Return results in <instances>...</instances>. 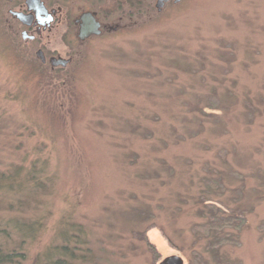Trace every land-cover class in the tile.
<instances>
[{
	"label": "rangeland",
	"instance_id": "obj_1",
	"mask_svg": "<svg viewBox=\"0 0 264 264\" xmlns=\"http://www.w3.org/2000/svg\"><path fill=\"white\" fill-rule=\"evenodd\" d=\"M5 19L0 237L21 264H53L64 230V264H218L203 196L247 210L223 264H264V0L154 2L55 71Z\"/></svg>",
	"mask_w": 264,
	"mask_h": 264
},
{
	"label": "flooded vegetation",
	"instance_id": "obj_2",
	"mask_svg": "<svg viewBox=\"0 0 264 264\" xmlns=\"http://www.w3.org/2000/svg\"><path fill=\"white\" fill-rule=\"evenodd\" d=\"M168 1L0 0V9L11 34L31 45L39 62L55 71L72 63L84 45L132 29L137 14L153 11L154 2L161 12Z\"/></svg>",
	"mask_w": 264,
	"mask_h": 264
},
{
	"label": "trees",
	"instance_id": "obj_3",
	"mask_svg": "<svg viewBox=\"0 0 264 264\" xmlns=\"http://www.w3.org/2000/svg\"><path fill=\"white\" fill-rule=\"evenodd\" d=\"M201 202L203 208L200 210V217L203 219V223L194 227V234H198V241L206 240L205 252L209 253L218 264H223L220 251L228 243H238L241 229L247 221V210L241 205L224 204L226 203L225 201H220L219 204H216L205 196L201 198ZM2 233L3 231H0V236ZM26 235L30 236L32 234L27 231ZM61 237L67 243L58 252L61 257L59 258L58 256V259L53 264H64L63 262L67 261L66 257H68L70 252L68 231L64 230L61 233ZM3 238L5 239L6 237ZM3 238L0 237V264H21L24 259L23 252L16 251V249L9 251ZM74 238L78 241L77 237Z\"/></svg>",
	"mask_w": 264,
	"mask_h": 264
},
{
	"label": "water",
	"instance_id": "obj_4",
	"mask_svg": "<svg viewBox=\"0 0 264 264\" xmlns=\"http://www.w3.org/2000/svg\"><path fill=\"white\" fill-rule=\"evenodd\" d=\"M167 0H165L166 2ZM180 0H176L175 2H179ZM65 64V62H63ZM159 264H185L184 259L179 255H170L162 259Z\"/></svg>",
	"mask_w": 264,
	"mask_h": 264
}]
</instances>
